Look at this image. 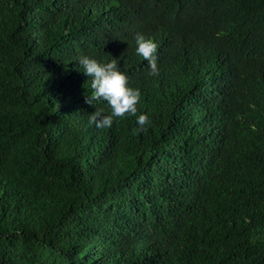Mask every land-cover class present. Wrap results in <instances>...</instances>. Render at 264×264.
<instances>
[{
  "label": "trees",
  "instance_id": "16d2710c",
  "mask_svg": "<svg viewBox=\"0 0 264 264\" xmlns=\"http://www.w3.org/2000/svg\"><path fill=\"white\" fill-rule=\"evenodd\" d=\"M162 6L0 0V264H264V0L170 35ZM79 55L116 60L135 115L88 124L110 109Z\"/></svg>",
  "mask_w": 264,
  "mask_h": 264
},
{
  "label": "clouds",
  "instance_id": "9594fccd",
  "mask_svg": "<svg viewBox=\"0 0 264 264\" xmlns=\"http://www.w3.org/2000/svg\"><path fill=\"white\" fill-rule=\"evenodd\" d=\"M163 4V21L168 29V34L179 32L184 29L187 18L197 23L208 24L209 17L216 12L221 0H161ZM177 35V34H176ZM135 53L145 59L149 74H158L157 66V43L146 38L142 33H135ZM223 59V58H221ZM75 61L83 69V73L91 78L90 97H86V103L91 104L93 100L105 101L110 113L102 115L100 112H92L88 117V124L97 128L111 127L114 117H124L125 114L135 115L137 103L140 99L139 89L129 86L127 75L117 67L113 58L108 61H98L88 55H79ZM259 63L254 58L252 63ZM245 61L241 63L238 71L242 73ZM148 122V116L141 113L136 116V124L143 128Z\"/></svg>",
  "mask_w": 264,
  "mask_h": 264
},
{
  "label": "rangeland",
  "instance_id": "374dc122",
  "mask_svg": "<svg viewBox=\"0 0 264 264\" xmlns=\"http://www.w3.org/2000/svg\"><path fill=\"white\" fill-rule=\"evenodd\" d=\"M220 59V58H219ZM223 61H225L226 62V60L223 58ZM227 67V66H226ZM223 70V69H222ZM224 71V70H223Z\"/></svg>",
  "mask_w": 264,
  "mask_h": 264
}]
</instances>
